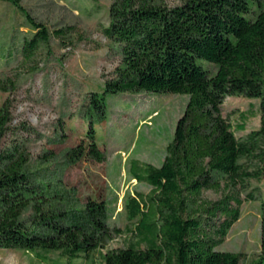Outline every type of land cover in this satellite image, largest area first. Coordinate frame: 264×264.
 <instances>
[{
    "label": "trees",
    "instance_id": "trees-1",
    "mask_svg": "<svg viewBox=\"0 0 264 264\" xmlns=\"http://www.w3.org/2000/svg\"><path fill=\"white\" fill-rule=\"evenodd\" d=\"M5 1L32 29L16 50L24 61L71 29L51 31L19 0ZM108 14L100 31L118 46L120 60L101 92L88 98L86 143L67 149L64 162L105 160L93 118L106 120L109 96L175 93L187 101L162 163L129 162V175L150 191L125 195L122 210L135 242L105 250L101 264H240L241 253L216 248L239 218L247 180L264 176V0H111ZM13 54L0 49L5 57ZM10 85L0 80L1 91ZM228 96L258 100V129L235 136L221 114ZM11 121L6 98L0 105V248L25 251L45 264L53 252L58 259L52 263L62 264L106 249L122 233L109 223V201L97 194L78 205L48 167L32 169L26 140ZM51 159L48 152L43 162ZM203 190L222 196L209 200ZM245 198L260 200L253 191ZM257 264H264V197Z\"/></svg>",
    "mask_w": 264,
    "mask_h": 264
},
{
    "label": "rangeland",
    "instance_id": "rangeland-1",
    "mask_svg": "<svg viewBox=\"0 0 264 264\" xmlns=\"http://www.w3.org/2000/svg\"><path fill=\"white\" fill-rule=\"evenodd\" d=\"M21 7L49 30L71 26L64 38L51 37L48 46L40 48L24 61L16 52L32 29L25 17L9 1L0 0V49L11 57L0 55V80L10 79L9 91L0 90V105L9 98L11 128L26 140L32 169L48 167L59 183L82 205L88 196L101 194L109 201L110 225L122 233L106 249L92 257L62 261V264H101V253L121 249L135 242L127 231L123 213L127 193L147 194L150 186L133 179L129 173L132 159L159 166L165 147L172 139L175 124L181 116L187 96L175 93H120L107 97V118L96 127L97 143L105 152L101 163L81 159L66 164L67 149L86 143V113L92 92H101L104 81L113 76L120 60L118 46L101 33L109 22L111 0H19ZM178 1V0H174ZM13 85V86H12ZM221 114L230 123L237 138L259 128L258 100L228 96ZM22 124L34 133L23 132ZM8 139V135L6 136ZM51 152L52 159L43 162ZM43 163V164H41ZM264 197V176L248 179L241 192L238 220L233 223L217 250L241 253L240 264H257L260 253V200H247V192ZM203 196L217 200L222 191L203 190ZM51 261L58 253H50ZM0 264H45L22 250L0 248Z\"/></svg>",
    "mask_w": 264,
    "mask_h": 264
}]
</instances>
